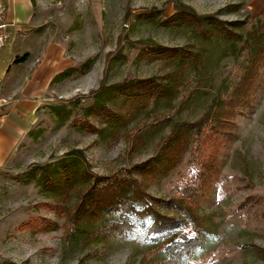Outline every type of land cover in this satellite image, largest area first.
Masks as SVG:
<instances>
[{
  "label": "rangeland",
  "instance_id": "1",
  "mask_svg": "<svg viewBox=\"0 0 264 264\" xmlns=\"http://www.w3.org/2000/svg\"><path fill=\"white\" fill-rule=\"evenodd\" d=\"M34 8L43 43L35 52L49 49L59 69L72 70L52 82L37 122L0 177V264H149L164 257L144 234L67 236L69 209L107 176L135 178L154 198L176 196L193 145L209 134L204 121L220 105L233 110L226 92L249 32L264 19V0H34ZM184 8L216 17L236 36L213 35L207 23L206 36L160 23ZM152 44L186 48L195 57L180 65L146 54ZM146 78L168 84L170 93L156 100L115 89ZM231 114L225 118L231 135L205 153L214 163L196 209L209 231L193 259L198 264H264V60L247 100ZM194 123L199 131L188 126Z\"/></svg>",
  "mask_w": 264,
  "mask_h": 264
},
{
  "label": "trees",
  "instance_id": "2",
  "mask_svg": "<svg viewBox=\"0 0 264 264\" xmlns=\"http://www.w3.org/2000/svg\"><path fill=\"white\" fill-rule=\"evenodd\" d=\"M150 17L155 18V16ZM160 23L166 26H187L200 36L207 35L205 30L207 23L213 27L211 30L213 35L217 34L223 38L236 36L225 22L213 16L199 15L190 8L179 10ZM144 50L148 55L176 60L180 65H186L195 57L186 48L160 44L149 45ZM26 57L27 54L18 57L16 61H22ZM238 59L241 64L239 73L226 92L225 98V101L232 105L233 110L247 100L257 78L259 65L264 60V19L249 32ZM71 70V68L65 70L58 77L67 76ZM115 89L150 99L154 97L156 100H161L170 93V86L155 78L137 79L118 85ZM100 110L105 114L111 113L107 106L100 107ZM231 113L220 105L210 121L208 119L204 121L208 126L209 134L205 138L198 139L193 145L186 175L180 180L175 197L164 200L149 196L132 177H99L91 186L86 198L69 209L67 236L74 234L84 237L86 241H93L126 240L144 234L145 239L158 243L164 254V257L149 264H198L193 259L205 247L209 231L201 224L196 209L205 179L214 163L213 155L206 156L205 153L207 147L214 148L219 139L231 135L225 120L227 116L232 118ZM188 126L200 130V125L197 123ZM212 135H217L215 142H209ZM47 181L48 185L53 187V182ZM158 205H164L182 217L165 214L159 210ZM53 208L62 207L53 206ZM94 222L98 224L95 230L85 227L86 223Z\"/></svg>",
  "mask_w": 264,
  "mask_h": 264
},
{
  "label": "crops",
  "instance_id": "3",
  "mask_svg": "<svg viewBox=\"0 0 264 264\" xmlns=\"http://www.w3.org/2000/svg\"><path fill=\"white\" fill-rule=\"evenodd\" d=\"M3 1L7 5L6 19L12 24V39L0 52V97L7 101L0 108V177L37 122L52 82L64 72L49 49L40 55L34 50L37 43L40 47L43 44L34 1ZM25 54V59L16 61Z\"/></svg>",
  "mask_w": 264,
  "mask_h": 264
},
{
  "label": "built area",
  "instance_id": "4",
  "mask_svg": "<svg viewBox=\"0 0 264 264\" xmlns=\"http://www.w3.org/2000/svg\"><path fill=\"white\" fill-rule=\"evenodd\" d=\"M7 5L0 0V52H2L12 39V24L6 19ZM1 83V77H0ZM6 100L0 97V108L6 104Z\"/></svg>",
  "mask_w": 264,
  "mask_h": 264
}]
</instances>
